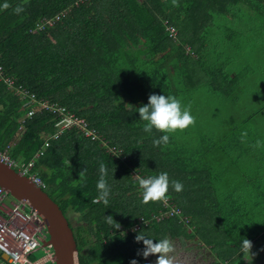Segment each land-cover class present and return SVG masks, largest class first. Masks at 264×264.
<instances>
[{"label": "trees", "instance_id": "obj_1", "mask_svg": "<svg viewBox=\"0 0 264 264\" xmlns=\"http://www.w3.org/2000/svg\"><path fill=\"white\" fill-rule=\"evenodd\" d=\"M43 19L53 24L37 29ZM262 34L264 0H0V149L9 146L24 165L43 144V133L54 131L52 114L25 116L32 105L14 90L19 85L83 117L97 133L92 139L77 128L64 130L33 167L69 223L79 264H154L156 256L139 254L140 231L156 240L174 236L180 247L184 236L201 233L229 264L244 263L242 238L264 244V203L254 197L264 190L253 182H244L240 193L227 187L232 172L252 176L257 162L253 174L264 177V157L250 154L261 148L262 108L240 112L226 127L195 122L160 146L153 140L165 133L144 132L135 111L149 95L165 94L190 104L195 117L206 115L193 105L202 90L232 104L247 73L245 64L235 63L247 51L262 50L264 58ZM231 114L239 115L224 116ZM102 161L109 171L107 205L95 202ZM161 172L183 190L170 187L166 202L144 204L136 177ZM172 207L178 211L164 215ZM68 212L78 216L75 225ZM109 215L120 228L107 223ZM153 215L159 220L134 228Z\"/></svg>", "mask_w": 264, "mask_h": 264}, {"label": "built area", "instance_id": "obj_2", "mask_svg": "<svg viewBox=\"0 0 264 264\" xmlns=\"http://www.w3.org/2000/svg\"><path fill=\"white\" fill-rule=\"evenodd\" d=\"M45 23L51 25L53 24V20H44L38 25L37 29H42ZM169 29L172 35L174 29L171 26H169ZM1 79H4V77L2 76L0 66V80ZM5 80L10 84L12 82L7 78H5ZM14 90L23 97L28 96V101L25 105L31 104L32 108L27 111L25 115L26 117H31L36 112L41 111L48 112L54 116V131L53 133H43L41 138L43 144L26 164L20 165L17 160L9 155L7 149H0V161L14 168L22 175H25L35 185L43 189L45 184L38 172L33 170V167L35 161L44 154V151L50 145L51 140L56 139L64 130L71 128H77L83 132L85 136L92 139L97 138V133L93 128L88 126V122L83 117L76 115L65 106L48 100L37 99L33 93H29L22 85L15 87ZM21 122H23V120ZM111 150L115 149L112 148ZM173 211L177 212L178 209L175 210L172 207L171 212H165L164 215L172 214ZM153 219L159 220V216L153 215L150 220L140 218L139 224H136L134 228L138 229L140 223L146 225ZM42 227L44 226L38 213L34 209L28 208L24 201L15 199L6 190L0 188V254L7 256L9 264H37L36 262L31 261L29 256L38 248H45V250L48 248L50 250L51 247L49 246L43 247L38 239V236L40 235L36 234L42 229ZM47 255L49 260L55 263L54 254L47 252Z\"/></svg>", "mask_w": 264, "mask_h": 264}, {"label": "clouds", "instance_id": "obj_3", "mask_svg": "<svg viewBox=\"0 0 264 264\" xmlns=\"http://www.w3.org/2000/svg\"><path fill=\"white\" fill-rule=\"evenodd\" d=\"M176 3V0H173ZM7 7V5H5ZM16 11H23L22 8H17ZM135 111L139 113L140 120L144 121L143 131L151 133L153 129L161 133H165L158 139L153 140L154 146H160L161 144L167 145L169 142L170 134L180 130L183 131L189 126H194L196 117L192 114L191 105H184L182 100L173 95H158L151 94L148 97V103L135 108ZM99 178L96 183V189L98 190V196L95 202H103L108 204V197L110 195V188L108 185L107 177L109 175L107 165L102 161L99 164ZM114 173V169L112 175ZM85 176L82 170L79 173V179H83ZM139 187L142 191V202L147 204L149 202H166L168 200L169 188L172 187L176 192L183 190V184L180 181L170 180L167 172H161L157 175L148 176L142 178L136 177ZM106 221L113 228H120L119 223L115 222L111 215L106 216ZM137 242H143L144 248L141 254L145 259L149 255L156 256L154 264H178L177 258L172 255L175 252V246L168 238L152 239L143 232H138L135 236ZM155 241V242H154ZM252 248V242L247 238H242L241 249L242 251L250 253ZM130 264H138L133 259Z\"/></svg>", "mask_w": 264, "mask_h": 264}, {"label": "rangeland", "instance_id": "obj_4", "mask_svg": "<svg viewBox=\"0 0 264 264\" xmlns=\"http://www.w3.org/2000/svg\"><path fill=\"white\" fill-rule=\"evenodd\" d=\"M258 39L259 40L262 39L263 40L262 43L264 45V34L258 36ZM235 64L238 66L245 64V66H247V73L245 75L246 78H244L245 83H243L240 86L241 88H238L234 94L235 97L234 102L230 104L227 100H224L219 95L216 94L209 95L202 90L201 92L196 94V98L193 100L195 104L193 105L199 108L200 110L202 108H205L207 113L206 115H200V116L197 115L198 117H196V123H200L201 121H204L206 124L208 122L211 126L213 125L217 127L224 124V126L226 127V124L228 122L235 120L240 116V112L242 111L250 112L253 109L260 110L261 108L262 110L261 112H259L258 115L261 116V119H264V92L262 91V87H264V58H263L262 50L254 54L247 51L246 53H244V57L241 60L237 61V63ZM127 92H129L130 100L135 101L137 99L134 91L127 90ZM235 105H236L235 108H238L236 109V111H234L233 109ZM229 112L230 113L236 112L239 113V115L237 114L235 116H232L231 114L230 117L224 116V115H228ZM16 139L17 136L14 138V141H12L11 144H13ZM260 142L261 143H257L258 146L264 149V137H262V140ZM103 144L105 145V143ZM133 171L136 170L134 169ZM46 191L48 190L46 189ZM68 215L71 218L73 225H75L78 216L72 215L71 212H68ZM43 233L45 238L48 239V233L47 232L45 233L44 231ZM194 249H196V247L192 248L190 252H193ZM34 253L38 258V256H42L43 251L41 249H38ZM200 254L206 255L204 249L200 251ZM180 255H181L180 257H182V255L185 254L181 253ZM199 259H201V261ZM199 259H196V261L187 259V261L188 264H193L194 262H197L194 264H201L204 262V260H202L204 258L199 257Z\"/></svg>", "mask_w": 264, "mask_h": 264}, {"label": "water", "instance_id": "obj_5", "mask_svg": "<svg viewBox=\"0 0 264 264\" xmlns=\"http://www.w3.org/2000/svg\"><path fill=\"white\" fill-rule=\"evenodd\" d=\"M0 188L34 209L48 233L38 236L44 246L51 247L55 264H79L78 250L69 223L59 205L28 177L0 161Z\"/></svg>", "mask_w": 264, "mask_h": 264}, {"label": "crops", "instance_id": "obj_6", "mask_svg": "<svg viewBox=\"0 0 264 264\" xmlns=\"http://www.w3.org/2000/svg\"><path fill=\"white\" fill-rule=\"evenodd\" d=\"M262 137H264V129H262L261 133L259 135H257L256 141L258 143H260V141L262 140ZM10 146H12V144ZM8 148H9V146H6L2 150H4V149L8 150ZM250 154H251V156H263L264 157V149L260 148V149H255L254 151L252 150L250 152ZM221 161L222 160H220L218 158V162H215V163L221 164L222 163ZM260 163L257 162V164H255L254 167H252V169H251L252 170V176L250 174H246V175L241 174L242 172H239V171H236L234 173L232 172V177L229 179V181H228L229 184L227 183V187L238 188L239 193H240V191H242L241 189H243L244 186L245 187L248 186V185H243L244 182H253L255 184L251 185L252 187H260L261 189L264 190V177L260 178V175L253 174L258 170V168H256V167L260 166ZM19 164H20V162H19ZM260 179H262V181H260ZM254 197L256 198V200L258 202L264 203V192L262 195L254 194ZM260 217L262 218L261 220H264V212L261 213ZM43 231L46 233L44 227H42V229L39 230L36 234L43 236L45 238ZM200 235H201V233H193L191 237L184 236V239H182V245L183 246H181V247L179 246L180 245L179 241L176 242L175 252L172 253V255H174L177 258L178 264H185V263L188 264L187 259L196 261V259H199V257L204 258V259H202V260H204V262L201 264H204V263L205 264H229L228 260H225V262H220L219 257L216 255V252L214 251V247H212V245H210V244H205V242L200 238ZM45 239H47V238H45ZM168 239L172 240V239H174V236H169ZM176 241H177V239H176ZM194 247H196V249H194L193 252H190V250ZM38 249H41L43 251L42 256H38V258H37L36 254L34 253L36 251H34L30 255L31 257H33L32 261L36 262L37 264H55L49 260L48 255H47V252L53 253L51 248H50V250L47 248L46 249L47 251L45 250V248H38ZM202 249H204L206 255L200 254V251ZM219 250H221V249L219 248ZM181 253H183L185 255H182V257H180ZM30 256H29V259H30ZM237 256H238V253H233L231 255V259H233V258L237 259ZM155 259H156V257H155ZM243 259H244V263H241V264H264V244H261L259 242H253L252 248L250 249V253L248 254L246 252V254L243 256ZM199 260L201 261V259H199ZM194 263H197V262H194ZM0 264H9L8 258L6 255L0 254Z\"/></svg>", "mask_w": 264, "mask_h": 264}]
</instances>
